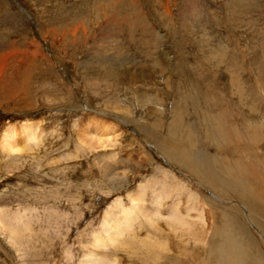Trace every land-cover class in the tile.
<instances>
[{"label":"rangeland","instance_id":"1","mask_svg":"<svg viewBox=\"0 0 264 264\" xmlns=\"http://www.w3.org/2000/svg\"><path fill=\"white\" fill-rule=\"evenodd\" d=\"M263 186L264 0H0V264H264Z\"/></svg>","mask_w":264,"mask_h":264},{"label":"bare ground","instance_id":"2","mask_svg":"<svg viewBox=\"0 0 264 264\" xmlns=\"http://www.w3.org/2000/svg\"><path fill=\"white\" fill-rule=\"evenodd\" d=\"M162 4H163V7L161 8V10H165L164 11V13H166V12H168V10H167V3L164 1V2H162ZM32 44V43H31ZM30 44V42H29V46L31 45ZM3 60H5V62H6V60H7V57L6 58H4V59H2L1 60V63H3ZM33 127H32V125H29V126H24V128H23V131H22V135H23V138H24V136L27 138V139H29V136L31 135V133H32V131H33V129H32ZM112 128V127H111ZM36 130V129H35ZM254 132V131H253ZM11 133H12V131L10 130L8 133H6V135H5V140H7L8 141V139L11 137L10 135H11ZM256 136V135H255ZM250 137L251 138H254V136H252V135H250ZM99 138H101V137H99ZM16 139V138H15ZM30 139H31V137H30ZM10 140V139H9ZM14 140V139H13ZM21 140V139H20ZM24 140H26V139H24ZM24 140H22V144H25L26 143V141H24ZM96 140V139H95ZM7 141H6V146L5 147H3L6 151H12L13 149H16V148H14V146H16V145H14V144H12L11 142H8L7 143ZM11 141V140H10ZM16 141V140H15ZM15 141H12V142H15ZM237 142H239L238 140H236ZM103 142V141H102ZM20 145V144H19ZM3 146H4V144H3ZM18 146V145H17ZM101 147V146H100ZM18 150V149H17ZM20 150V149H19ZM170 151L171 152H174V153H176V152H178L177 151V149H175L174 148V146L173 145H171V147H170ZM12 153H13V151H12ZM180 155H182V153L180 154ZM193 156V155H192ZM205 158V160H207L206 159V157H204ZM204 158H203V156H201V159L204 161ZM182 159H184L183 158V156H182ZM192 160V159H191ZM210 161H212V163L213 164H216V161L215 160H207V162L204 164V168H203V170H202V168H200V165L198 164V163H196L195 161H194V159L190 162V158L189 157H187L186 159H185V162L188 164H190L191 165V167H192V169H196L197 171H199V172H202L203 174H204V176L210 181V183H212V184H216V185H219V183L216 181V178H215V176H213V174H212V169H211V166L208 164V162H210ZM188 164V165H189ZM244 168V169H243ZM250 168V169H249ZM242 170L246 173V172H249V170L251 171V172H253L252 173V176H251V173H249L250 174V176L251 177H254L255 179H258V180H261L262 179V176H258L257 174H258V171H259V169H252L251 168V166H249L247 163H243V165H242ZM193 173V172H192ZM230 174V173H229ZM238 178L240 179V177L238 176ZM242 178V177H241ZM241 180V179H240ZM229 182V181H228ZM165 186V185H164ZM226 186H227V189L229 190V189H232V187H233V185L231 184V183H227L226 184ZM169 188H166V190H167V194L168 195H170L171 194V189H169ZM262 190H264V186H263V189ZM261 190V191H262ZM251 192L250 191H248V194H250ZM142 191H139V193H138V197H142ZM162 197L163 196H161V197H159L158 199H157V201L159 202V200L161 201V199H162ZM166 198V197H165ZM164 198V199H165ZM168 198V197H167ZM243 198H245V197H243ZM245 201V200H244ZM139 202V201H138ZM140 203H142L141 201H140ZM157 205V204H156ZM117 207H118V205H117ZM192 207V206H191ZM112 208V207H111ZM196 208V207H195ZM155 209V208H154ZM192 209V208H191ZM190 209V210H191ZM132 210V207H131V209H130V211ZM157 210V209H156ZM196 210V209H195ZM122 211V210H121ZM128 211V210H127ZM176 213H177V215H180V213L178 212V208H176V210H174ZM189 211V210H188ZM187 211V212H188ZM201 211V210H200ZM136 212V211H135ZM151 212V211H150ZM156 212V211H155ZM155 212H153V214L155 213ZM158 212V211H157ZM196 212V211H195ZM108 213V212H107ZM123 213H124V211H123ZM146 213V212H145ZM155 214H157V213H155ZM189 213H187V215H188ZM124 215V223L125 222H127V224L130 222L131 223V214H130V212H127V213H124L123 214ZM213 216V215H212ZM134 218H136L137 216H133ZM199 218H201V217H199ZM215 219H216V217H215ZM216 220H214V222H215ZM133 222V221H132ZM203 222V221H202ZM200 223H201V221L199 220V223H196L195 225H193L192 223H191V221L189 220V221H187V222H185L184 224H180V226L181 227H185V228H188V229H191L190 231H189V233L191 234V236H194V238L195 239H198V238H200L199 239V241L201 240V242H203V240H204V238L207 236H205L204 237V235H203V233L200 231ZM104 224H106V222H104ZM127 224H126V226H127ZM202 224V223H201ZM202 225H204V223L202 224ZM201 225V226H202ZM253 226H254V224H252ZM205 226V225H204ZM206 227V226H205ZM118 228V227H117ZM124 231V230H123ZM224 232V231H223ZM223 232L220 234L221 236H222V234H223ZM116 234H119V231H118V233H116ZM225 234V233H224ZM228 234V233H227ZM226 234V235H227ZM121 236V235H120ZM223 236H225V235H223ZM222 236V237H223ZM222 237H219V238H221V240H220V242L222 243V248H221V251L222 252H225V256H230V255H232L235 251H237L238 249H239V246H237V245H234L235 244V241H234V239L233 238H231L232 236H230L229 235V237H230V239H226L225 240V238L223 237V239H222ZM227 237H228V235H227ZM117 240H119V239H117ZM113 242V241H112ZM96 243H98L99 245H102V244H104V239H98L97 240V242ZM108 243H111V242H109V240H108ZM15 244V243H14ZM106 244V243H105ZM89 256V255H88ZM92 257H95V256H92ZM99 258V257H98ZM101 258H103L102 256H101ZM85 259H86V257H85ZM221 259V262H220V264H229V262H228V260H226L225 258H220ZM212 263H214V264H216L217 263V261H215V260H213V259H209ZM209 260H208V262H209ZM105 260L103 259L102 261H98L97 260V257H95V260L94 259H92L91 257H89L84 263H81V264H107L106 262H104ZM82 262V261H81ZM104 262V263H103ZM109 264V263H108Z\"/></svg>","mask_w":264,"mask_h":264}]
</instances>
